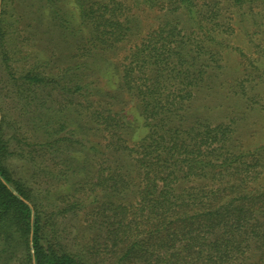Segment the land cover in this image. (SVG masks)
Returning a JSON list of instances; mask_svg holds the SVG:
<instances>
[{
	"label": "trees",
	"instance_id": "trees-1",
	"mask_svg": "<svg viewBox=\"0 0 264 264\" xmlns=\"http://www.w3.org/2000/svg\"><path fill=\"white\" fill-rule=\"evenodd\" d=\"M41 1L57 42L52 57L19 55L11 18L18 1L1 0L2 62L27 106L39 89L60 96L37 116L40 136L31 144L72 151L62 168L47 170L59 181L37 198L34 185L11 169L15 151L0 125V259L264 264V143H243L234 120L191 113L200 94L228 84L220 78L225 51L240 30L257 31L260 0ZM152 10L156 26L144 17ZM120 47L121 64H112ZM64 49L73 51L59 53ZM240 66L250 84L236 76V98L261 110L254 107L260 77L246 62ZM81 208L90 233L77 232L69 249L55 217Z\"/></svg>",
	"mask_w": 264,
	"mask_h": 264
},
{
	"label": "rangeland",
	"instance_id": "rangeland-1",
	"mask_svg": "<svg viewBox=\"0 0 264 264\" xmlns=\"http://www.w3.org/2000/svg\"><path fill=\"white\" fill-rule=\"evenodd\" d=\"M17 1L14 4L15 9L12 11L11 18L14 20L12 21L13 23H17V28L19 29L13 42L21 50L19 55L27 56V58L32 60H35L33 59L34 55L50 59L56 49L51 44L56 42V38L51 36V33H54V29L51 28L52 26L48 19L43 16L42 1ZM257 2L262 4L261 8H264V0ZM1 7L0 0V13ZM154 12L152 10L144 17L149 18V21L156 26L160 19L155 16ZM78 17H80V14L76 12L75 19ZM253 29L252 26H249L248 31L251 32L248 36L244 35V32L240 30V35L235 37L236 39L231 40V44L235 46L233 47L234 49L228 48L225 51L224 73L220 76L221 79H225L228 83L225 88H218V85L215 84L216 87H210V89L213 88L210 93L204 92L196 100L194 99L195 102L191 108L192 117L199 115L201 118L212 119L215 122H231V120H234L236 134L239 135L243 143L249 146L264 143V10L260 18V26L256 32H252ZM147 30L148 28L142 29L143 36H145ZM237 48H241L243 53L238 51ZM127 49L128 47H126ZM58 51L68 55L73 50L64 49ZM124 54V47H120L114 55H110L114 56V58L110 57L111 63L119 64L118 62H120L121 64ZM245 62L250 67H254V71L260 77L257 80L261 81V84L255 94V98L259 102L254 107H261V110L259 108L252 110V108H248L243 103L244 101L236 98L235 90H237V87L233 86L235 77L238 76V80L243 83L244 87L250 84L249 78L240 75V63ZM202 90L206 91L207 89L203 88ZM48 91L45 92L39 89L32 106H27L18 93L14 80L6 71L5 64L2 62L0 46V125L4 137L9 141L10 148L15 151V154L9 160V164L16 176L26 178L30 184L34 185L38 194L35 195L37 198L41 197L39 191L42 192L44 189L50 188V185L54 184L55 181H59L58 177L51 175L47 170L55 169V171H58L62 168L66 153L72 151L71 148L65 151H56L54 147L46 150L31 144L32 141H35L40 136L37 134L38 130L36 131L33 124L34 121H37V116L47 105L52 103L57 105L53 98L60 97L52 93V91L49 95ZM128 100L130 102L129 108L133 112L138 113L139 109L137 108L136 100L131 98H128ZM243 100L245 99L243 98ZM42 103L44 107L41 106ZM128 113L131 114L130 112ZM131 116L129 115L126 118ZM69 129L61 134L69 135L67 132ZM137 130L139 136L145 133V128L143 127ZM75 137L81 138L80 134L75 135ZM29 152L31 153L30 156H22V153L29 154ZM86 212L87 210L81 208L77 209L76 212H68L55 217L57 223L54 229L61 232L60 242L69 249L74 247L73 244L75 245L74 237L77 232L80 236H89L90 231L87 228V220L85 218ZM2 260L0 259V264H17L15 262L4 263ZM23 264H31V262H24Z\"/></svg>",
	"mask_w": 264,
	"mask_h": 264
}]
</instances>
